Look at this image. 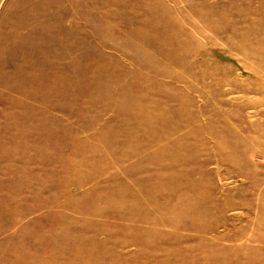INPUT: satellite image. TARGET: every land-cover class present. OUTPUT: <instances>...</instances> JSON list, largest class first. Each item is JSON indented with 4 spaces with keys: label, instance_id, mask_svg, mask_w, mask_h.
I'll return each mask as SVG.
<instances>
[{
    "label": "rangeland",
    "instance_id": "1",
    "mask_svg": "<svg viewBox=\"0 0 264 264\" xmlns=\"http://www.w3.org/2000/svg\"><path fill=\"white\" fill-rule=\"evenodd\" d=\"M0 264H264V0H0Z\"/></svg>",
    "mask_w": 264,
    "mask_h": 264
}]
</instances>
